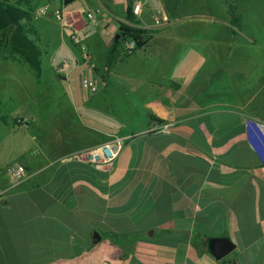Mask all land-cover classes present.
Segmentation results:
<instances>
[{"label": "crops", "instance_id": "obj_1", "mask_svg": "<svg viewBox=\"0 0 264 264\" xmlns=\"http://www.w3.org/2000/svg\"><path fill=\"white\" fill-rule=\"evenodd\" d=\"M244 1L133 0L141 5L137 27L150 39L108 69L118 28L128 24L129 0H64L62 49L38 46L41 68L46 63L62 76L58 66L79 60L77 46L94 40L103 62L92 65L104 74L94 95L79 84L84 95L75 99V113L57 106L43 119H20L28 140L0 142V264H264V141L245 126L248 118L264 124V67L251 65L253 76H242L228 97L217 62L239 41L254 40L243 31L245 9L251 13L257 4ZM10 3L30 11L37 45L36 21L54 19L38 11L61 6ZM214 3L227 13L232 4L237 25L228 13L224 30L206 31L220 24L204 15L208 8L216 13ZM157 9L170 17L160 29L153 27ZM96 10L99 22L92 24L88 14ZM114 81L138 82L98 111ZM115 138L123 139L119 155L96 168L88 152ZM10 165L26 169L17 184L5 172ZM212 239H227L234 250L217 260Z\"/></svg>", "mask_w": 264, "mask_h": 264}, {"label": "rangeland", "instance_id": "obj_2", "mask_svg": "<svg viewBox=\"0 0 264 264\" xmlns=\"http://www.w3.org/2000/svg\"><path fill=\"white\" fill-rule=\"evenodd\" d=\"M251 1L256 2L257 7L253 4L251 13L248 11L249 9H245L248 12V16L246 20L244 19V29L246 31L243 32L252 36L253 42L249 43L247 40L239 41L240 43L243 42V44L238 46L235 51L232 49L231 54L225 62L222 57L217 58V62L222 67L220 83L224 85V82H226L228 97H231V93L237 90L242 76L243 79L253 76L254 68L251 65L260 64L264 67V0ZM243 5H247V0L243 2ZM214 7L216 13L208 8V14L204 15L216 18L217 23L220 24L206 25V31L208 32H211L214 27L224 30L223 22L229 17L222 5L214 3ZM36 23L38 25V46H50L55 51L62 49L59 47L62 45V42L57 35L59 29L57 26L59 25L58 21L53 19L52 21L45 22L36 21ZM40 26H43L42 28L46 34H42L43 30L38 29L41 28ZM183 31L187 32L186 30ZM221 36L219 35V37ZM210 38L212 39V35ZM77 48L81 55L89 53L93 63L97 61L103 62V50L97 41H87V43L78 45ZM136 59L137 57H132L130 61L134 62ZM127 64H130V62ZM102 71L98 72L95 67L90 71L87 65H84L82 68L73 71L68 77H59L54 74L48 64L43 63L41 76L37 79L35 73L28 65L19 60L7 58L3 54L0 55V142L3 143L2 145L11 143V141L21 140L22 142H26L28 140L27 134L29 132L27 131L29 130L22 125L16 124L20 119L33 117L43 119L51 111L57 110V106L66 112L72 111L75 113V111H78L79 109L75 106V99L84 95V92L79 88L81 78L84 75H93L98 80L104 74ZM57 75L60 74L57 72ZM118 79L120 78L117 76L114 78L110 77V80L116 81ZM115 81L111 84L112 90L106 88V92L110 91L109 95L108 93L104 94V103L98 107V111L105 110L108 107V102L110 104L117 100L119 92L126 90L133 91L136 86L135 84L138 82H132L131 87H126V85L122 87L118 83H115ZM116 105L124 108L128 104ZM130 106L128 105L129 108Z\"/></svg>", "mask_w": 264, "mask_h": 264}, {"label": "trees", "instance_id": "obj_3", "mask_svg": "<svg viewBox=\"0 0 264 264\" xmlns=\"http://www.w3.org/2000/svg\"><path fill=\"white\" fill-rule=\"evenodd\" d=\"M133 0H129L125 19L128 24L122 23L118 28L119 40L113 41L108 53L107 68L123 55V43L127 40L134 41L136 51L147 46L150 39L148 31L137 27L138 23L132 12ZM230 24L237 25L236 9L228 4ZM31 13L10 0H0V55L12 60H19L35 73L37 79L42 73L41 50L30 36L29 22ZM161 122V121H160ZM17 124V123H16ZM19 125V124H18Z\"/></svg>", "mask_w": 264, "mask_h": 264}, {"label": "built area", "instance_id": "obj_4", "mask_svg": "<svg viewBox=\"0 0 264 264\" xmlns=\"http://www.w3.org/2000/svg\"><path fill=\"white\" fill-rule=\"evenodd\" d=\"M61 3L60 8L56 10H50L48 7H43L38 11L39 14H51L52 17L59 21H63V3L64 0H56ZM132 12L134 16H140L141 5L135 3L132 5ZM89 21L92 24H98L100 18V10H96L94 13L88 14ZM170 23V17L162 10L157 9L155 12V18L153 21V27L155 29L163 28ZM84 49V47H83ZM136 52V45L134 41L127 40L123 43V55L131 56ZM87 65L91 71L94 66L92 65L91 56L89 53H85L81 56L79 60L76 61H63L57 69V72L65 77H68L73 71L82 68ZM80 86L83 91L89 95H94L98 92V81L91 75H84L81 78ZM17 125H22L26 127V123L18 120ZM245 126L248 130L256 132L264 141V124L256 121L254 119L248 118L245 121ZM123 147V139L115 138L113 141L107 143L106 145L100 146L96 149H92L87 154V159L89 162L93 163L96 168H101L103 165H111L114 160L119 155ZM6 174L17 184L26 175V169L22 165H10L5 169Z\"/></svg>", "mask_w": 264, "mask_h": 264}, {"label": "water", "instance_id": "obj_5", "mask_svg": "<svg viewBox=\"0 0 264 264\" xmlns=\"http://www.w3.org/2000/svg\"><path fill=\"white\" fill-rule=\"evenodd\" d=\"M119 40V35L116 34L114 41ZM94 243L100 240L98 233H94L93 236ZM209 250L215 259L220 260L226 257L234 250V246L227 239H212L209 243ZM232 264H236L235 261H232Z\"/></svg>", "mask_w": 264, "mask_h": 264}]
</instances>
